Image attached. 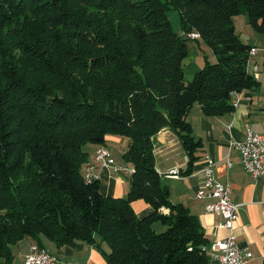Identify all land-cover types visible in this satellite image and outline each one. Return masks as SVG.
I'll return each mask as SVG.
<instances>
[{
	"label": "trees",
	"instance_id": "16d2710c",
	"mask_svg": "<svg viewBox=\"0 0 264 264\" xmlns=\"http://www.w3.org/2000/svg\"><path fill=\"white\" fill-rule=\"evenodd\" d=\"M171 8L215 55L191 80ZM239 14L264 33V0H0V264H13L12 246L28 236L59 247L99 237L108 264H210L202 224L156 168L154 137L175 132L192 164L202 146L193 106L224 115L234 93L258 85ZM108 135L130 138L125 197L85 177L87 145ZM139 199L153 212L139 217Z\"/></svg>",
	"mask_w": 264,
	"mask_h": 264
},
{
	"label": "crops",
	"instance_id": "0c3cea01",
	"mask_svg": "<svg viewBox=\"0 0 264 264\" xmlns=\"http://www.w3.org/2000/svg\"><path fill=\"white\" fill-rule=\"evenodd\" d=\"M236 21L234 20V24L238 32ZM249 27L244 28L239 34L246 43L257 48V54L250 57L248 69L258 80V85L253 89L234 93L232 101L235 109L224 115L208 116L203 113L200 104L193 106L187 119L193 135L202 141V146L196 153L198 159L192 164L188 162L189 157L179 136L168 128L155 135L154 152L156 168L169 186L171 200L173 203H183L196 215L209 244L225 238L228 234L226 229L219 227L222 216L206 211L205 205L208 200L197 196V190L204 179L202 169L205 165V156L210 155L215 159L214 170L217 179L230 184L232 199L239 204L235 223L238 244L242 249L253 253L248 264H264V176L254 179L244 169L240 152L236 147V143L246 139L247 125L255 133L264 134V33L255 31L250 24ZM212 60H215V57ZM129 143V137L108 135L105 144L87 145L89 152L87 165H94L98 170L101 191L107 196H127L131 189L132 173L96 163L95 151L104 145L111 151L117 164L130 166L123 158ZM229 162L232 163L231 166L228 165ZM176 168L181 171L180 177L167 175L170 170ZM132 206L139 217L153 212V207L141 199L135 200ZM163 212L168 213L169 209L163 208ZM155 228L162 227L156 223ZM97 239L99 245L78 241L74 245L59 247L45 236L40 238L28 236L12 246L13 264H25L26 255L33 243H40L57 254L60 264H108L106 257L108 246L101 242L99 237ZM210 264L220 263L217 259L211 258Z\"/></svg>",
	"mask_w": 264,
	"mask_h": 264
},
{
	"label": "built area",
	"instance_id": "2783aa9c",
	"mask_svg": "<svg viewBox=\"0 0 264 264\" xmlns=\"http://www.w3.org/2000/svg\"><path fill=\"white\" fill-rule=\"evenodd\" d=\"M192 37L200 38L198 33H191ZM257 54V48L252 47L250 57ZM240 152L244 169L254 178L264 176V134L255 133L247 125V137L244 141L236 143ZM98 157L99 164L104 167H112L115 170L128 171L132 173V167L128 165H119L115 162L108 147L101 145L96 149L95 154ZM216 161L210 155L205 156V165L202 169L204 179L197 190L199 198L207 199L205 205L206 211L216 213L222 216L219 227L228 231L223 239H218L214 243L205 246L204 249L211 258L217 259L220 264H248L253 253L242 249L235 234V223L238 218L239 204L232 199V189L229 183H223L217 179L214 167ZM228 165H232L231 162ZM167 175L180 177L179 168L172 169ZM85 177L88 181L99 179L98 170H92L90 165H86ZM25 264H60L57 254L53 253L47 247L38 243H33L30 252L26 255Z\"/></svg>",
	"mask_w": 264,
	"mask_h": 264
},
{
	"label": "rangeland",
	"instance_id": "374dc122",
	"mask_svg": "<svg viewBox=\"0 0 264 264\" xmlns=\"http://www.w3.org/2000/svg\"><path fill=\"white\" fill-rule=\"evenodd\" d=\"M168 17L171 21L174 31L186 38L188 56L184 60V71L185 79L191 80L194 76V73L203 68L205 64L204 62H206V60L209 62L214 61L212 60V58L215 57V55L210 46L205 41L198 38L196 40V38L192 37V34H185L181 25L180 14L176 9H169ZM233 20H235L237 23L238 33L240 31H243L244 28L249 27L248 18L246 14L236 15L233 17ZM157 230L160 231L162 230V228Z\"/></svg>",
	"mask_w": 264,
	"mask_h": 264
},
{
	"label": "bare ground",
	"instance_id": "6f19581e",
	"mask_svg": "<svg viewBox=\"0 0 264 264\" xmlns=\"http://www.w3.org/2000/svg\"><path fill=\"white\" fill-rule=\"evenodd\" d=\"M94 158H95L96 163H97V162L99 163V160H98L97 155H95ZM90 167H91L92 170H96V168L94 167V165H90Z\"/></svg>",
	"mask_w": 264,
	"mask_h": 264
}]
</instances>
